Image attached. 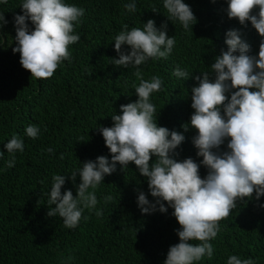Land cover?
<instances>
[{
    "label": "trees",
    "instance_id": "1",
    "mask_svg": "<svg viewBox=\"0 0 264 264\" xmlns=\"http://www.w3.org/2000/svg\"><path fill=\"white\" fill-rule=\"evenodd\" d=\"M85 9L82 23L75 27L79 42L69 46L72 61H64L50 79H35L20 64L15 47L14 16L23 14V0L0 2V13L8 24L0 30V264H164L170 246L179 243L180 228L174 211H159L142 215L137 206V189L154 202L148 182L134 163L128 169L106 175L98 186L96 209L84 210L75 229L66 228L62 218L46 215L48 193L54 174L69 176L82 168V162L106 156L111 160L98 127H111V116L120 114V106L137 99L132 85H138L135 68L112 64L119 58L114 49V37L124 24L143 29L148 19L159 28L167 19L163 0H136V11L128 12L124 5L132 0H64ZM197 18L192 31H185L178 21H168V35L176 46L167 60H149L141 65L144 79L159 75L163 89L153 93L151 102L157 110L158 126L176 130L185 136L178 147L176 159L188 157L197 163V149L192 143L196 130L181 127L190 123L191 88L197 82L172 75L179 65L189 76L211 72L214 57L227 49L225 33L240 29L242 39L251 46V55H258L261 38L250 22L247 27L226 14L227 0H184ZM156 9L158 12H153ZM258 12V8L256 9ZM29 27L34 28L30 21ZM127 48V46H124ZM214 74L210 79L214 80ZM39 126L35 140L25 136L26 126ZM16 133L24 139L25 150L16 152L13 168L7 167L11 155L4 145ZM227 140L221 151L227 150ZM53 148L52 153L47 149ZM61 154L63 158H61ZM155 160V157L152 158ZM151 163V162H150ZM201 178L207 169L201 165ZM65 180L62 193L71 189L76 194L80 183ZM91 191V189H89ZM112 201L105 202L106 196ZM227 219L220 222L221 231L210 241L212 259L206 256L196 264H227L230 255L241 259L251 257L255 264H264V196L238 201ZM167 207V204L165 205ZM87 216L88 219H83ZM196 244L198 241H190ZM73 259L69 260L68 257Z\"/></svg>",
    "mask_w": 264,
    "mask_h": 264
},
{
    "label": "clouds",
    "instance_id": "2",
    "mask_svg": "<svg viewBox=\"0 0 264 264\" xmlns=\"http://www.w3.org/2000/svg\"><path fill=\"white\" fill-rule=\"evenodd\" d=\"M0 2L6 4L8 0ZM136 7V0L124 5L130 13L135 12ZM163 7L167 19L159 28L155 20L148 19L143 29L132 27L129 30V25L124 24L114 37V49L119 58H112V64L135 68L139 83L132 85L137 99L120 106V114L111 116L112 126L97 128L111 160L102 155L94 161L82 162V168L69 176L54 174L48 205L55 207H49L46 215L58 214L69 229L78 227L85 209L96 210V216L102 217L103 210L96 209L98 186L106 175L116 172L117 164L125 171L134 163L140 175L147 179L149 193L154 198V202L150 201L145 192L137 189L141 214L167 213L170 207L180 225L176 230L179 243L170 246L164 264H196L205 256L212 259L214 248L210 241L217 237L220 222L229 217L237 202L245 198L258 202L264 196V39H261L258 55H251V46L242 39L241 30L229 29L224 41L227 49H221L214 57L211 72L189 76L179 65L173 69L172 75L176 78L187 81L192 77L197 82V86L191 88L194 112L190 123L181 127L184 131L196 130L192 143L197 149L196 156L202 160L197 163L188 157L180 161L176 159L180 155L177 149L185 136L158 126L156 106L151 102L153 93L164 90V81L159 75L144 79L140 66L149 60H167L172 54L176 39L168 35V21H178L187 32L192 31L197 18L184 0H163ZM21 9L23 14L13 18L16 35L12 52L19 53V62L30 72V77L50 79L64 61L71 63L69 46L81 39L74 33L75 27L82 23L85 9L64 0H23ZM225 11L229 19L238 20L244 27L250 22L264 38V0H227ZM153 12L158 11L153 9ZM28 21L34 28L29 27ZM7 24L8 20L0 13V30ZM212 74L214 80L210 79ZM24 133L35 140L40 128L30 124ZM226 140L227 150L221 151ZM4 147L10 155L17 151L23 153L24 139L14 133ZM53 151V148L47 149L48 153ZM15 163V155H11L7 167L13 168ZM201 165L207 169L203 178ZM77 175L81 182L76 185V194L73 195L71 189L62 193L66 178L75 184ZM104 199L109 202L113 197L109 195ZM258 206L264 208V204ZM83 219L88 217L83 216ZM227 264H255V261L251 257L241 259L230 255Z\"/></svg>",
    "mask_w": 264,
    "mask_h": 264
}]
</instances>
